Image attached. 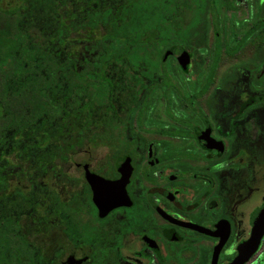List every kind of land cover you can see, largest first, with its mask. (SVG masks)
Wrapping results in <instances>:
<instances>
[{"label": "flooded vegetation", "instance_id": "obj_1", "mask_svg": "<svg viewBox=\"0 0 264 264\" xmlns=\"http://www.w3.org/2000/svg\"><path fill=\"white\" fill-rule=\"evenodd\" d=\"M230 2L227 37L213 38L203 63H193L186 49L171 47L152 62L148 44L133 39L138 52L107 66L105 103L86 105L83 95L81 105L71 100L47 105L39 117L26 122L20 117L16 132L8 130V105H0V222L6 230L7 218L15 219L42 264H231L238 256L264 209V54L253 74L236 71L246 93L234 97L236 105L199 101L212 88L223 58L264 46V6H257L262 0ZM21 3L27 9L28 3ZM161 40L187 46L181 38ZM53 42L50 38L51 51ZM87 48L79 60L65 52L74 73L88 67ZM179 58L186 59L184 66ZM114 66L124 73L118 79L111 75ZM125 89L132 105L125 119H118L116 101ZM71 120L79 122L78 142L94 124L117 129L108 158L71 164L69 145L77 130L68 129ZM59 138L67 141L64 148L55 145ZM12 154L27 165L25 186L10 191L9 180L22 170L8 162ZM56 157L69 160V171L53 165ZM45 173L48 184L37 182ZM88 175L113 183L125 178L119 191L125 200L100 216ZM26 227L52 233L47 255L28 239ZM243 264H264V233Z\"/></svg>", "mask_w": 264, "mask_h": 264}, {"label": "trees", "instance_id": "obj_2", "mask_svg": "<svg viewBox=\"0 0 264 264\" xmlns=\"http://www.w3.org/2000/svg\"><path fill=\"white\" fill-rule=\"evenodd\" d=\"M21 1L15 0L19 4ZM25 1L27 9L5 5L0 0V105H8L9 132L19 128L20 117L24 122L39 117L47 105H64L60 102L66 103V100H71L72 105H81L83 95L86 105L107 102L110 84L103 78L107 66L129 61V55L140 48L133 39L141 38L151 28L164 35L160 26L176 20L171 15L174 5L170 0H124L118 17L114 11L121 0ZM230 1L207 2L213 13L217 12V5L222 7L213 31L216 38L227 37L224 25L230 20L231 7L226 5L229 2L232 6ZM68 4L72 6L70 12L66 10ZM203 6L204 2L196 4L193 25L202 20ZM128 10L131 14L126 20L124 14ZM64 19L73 29L104 31L95 45L87 48L91 58L87 60L88 67L79 73L73 72V64L65 57L68 42ZM169 30L179 35L180 29L176 26ZM32 31L46 39L43 47L32 43ZM50 38L54 39V51L49 50ZM33 196L30 198L34 200ZM5 225L3 230L0 222V264H42L41 257L35 256L33 248L19 233L15 219L8 217Z\"/></svg>", "mask_w": 264, "mask_h": 264}, {"label": "rangeland", "instance_id": "obj_3", "mask_svg": "<svg viewBox=\"0 0 264 264\" xmlns=\"http://www.w3.org/2000/svg\"><path fill=\"white\" fill-rule=\"evenodd\" d=\"M3 2L5 5H16L20 6L21 8H25V3L19 4L18 2H15V0H3ZM170 2L174 5L173 10L171 11V15L172 17L176 18V20L167 21L160 26V30L164 33V35L160 33L158 29L151 28L145 31V33L141 37V41L148 44V46L150 47L147 52L149 53V55H151L152 62H155L156 59L160 58L162 53L170 47L174 50L186 49L191 53L193 63L200 64L201 62H205L206 59L201 55L202 53H204V50H208L213 38L215 37L213 33L214 26L216 25V23L218 24L217 21H219V18L221 16L222 7L220 5H217L215 8L217 12L213 13L209 8L210 4L207 3L208 0H170ZM202 2H204V11L201 14L202 20L193 25L191 23V20L193 19V17H195L194 12L197 10L196 4ZM263 2L264 0H262V2H258L257 6H264ZM122 3L124 4V0H121L116 7L114 11L115 17H118L122 13ZM66 9L68 11L71 10V8ZM130 14V11L124 14L126 20L129 19ZM64 23L67 32L66 37L70 41V44L67 46L65 52L78 60L80 59L82 53H84V47H93V45H95V41L104 34V31L101 28H99L97 31L80 28L72 29L70 28L69 23L66 19H64ZM173 26H176L177 30L180 29V32L178 33L179 37L177 35H173V33H171V31L169 30L170 28L172 29ZM30 36L32 43L40 47H42L46 41L43 37H41L34 31L30 32ZM165 37L184 39L187 43V46H183L182 44L176 43L175 41L171 43L167 42L168 44H161V42H163V40L161 39ZM263 54L264 46L262 47V51L260 50V48L256 49V47H247L237 57L223 58L217 70L216 78L212 84V88L208 93L204 95V97H202L201 100H199L200 104L228 105L230 102H232L234 103L233 105H236L237 100H235L234 97H237L238 95L246 96L243 87L244 84L242 80L236 75V71L249 69V74H253V72L255 71L256 63L260 61ZM191 70L192 69H190V71ZM121 71L122 69L120 67L117 68L116 66H114L112 68L111 75H113L115 79H118L119 77L124 75V73H122ZM245 75L246 76L244 79H248L247 73H245ZM116 102L117 103L115 110L118 119H125L128 113V107L132 105L131 91H129L128 89L122 91L119 95L118 101ZM70 123L71 124L68 125V129H70V127H73V130L77 129L74 132L72 131V140L69 145V149L72 150L74 155L71 159L69 158L72 165L82 160L98 161L104 159L102 157H107V155H110L111 151H113V149L115 148L114 137L116 136L117 129L114 130L111 127H101L102 125L99 123L94 124L90 128H88L89 132L85 141L78 142L75 141L77 136H74V133L79 130V122L71 120ZM93 134L97 136L100 135L101 139L95 138ZM54 143L56 146L64 148V144H66L67 141L59 138V140H55ZM7 160L10 164L22 169L21 173L16 174V176H14L12 180H9V190L11 191L15 186L19 184H21V186H25V172L23 171V169L26 167L27 162L19 161L14 156V154L8 156ZM52 163L57 167V169H61L64 173L69 171L67 170V168L70 163L69 160L66 159V157H56L55 159H53ZM37 182H40L41 184H48V173L40 175L37 179ZM26 222L27 220L25 219L21 220V224H25ZM24 230L28 233V239L35 244H39L45 255L50 252L51 246L49 245L50 240H52V233H47L41 230L33 231L31 233L30 229L27 227L24 228Z\"/></svg>", "mask_w": 264, "mask_h": 264}, {"label": "water", "instance_id": "obj_4", "mask_svg": "<svg viewBox=\"0 0 264 264\" xmlns=\"http://www.w3.org/2000/svg\"><path fill=\"white\" fill-rule=\"evenodd\" d=\"M182 61V65L184 66L186 59L179 58ZM123 165V163H120ZM123 174V173H122ZM89 176V175H88ZM86 176V180L91 187L92 195H93V203L98 207L100 216H105L110 210L121 204L123 200H125L126 196L122 192L119 194V191L124 189V181L119 182H106L97 180L96 178H92V176ZM126 176V175H123ZM264 233V209L259 211L255 216L253 221V230L251 233V237L248 242L241 248L238 256L231 264H243L251 255L255 252L258 242L260 241L262 235Z\"/></svg>", "mask_w": 264, "mask_h": 264}]
</instances>
